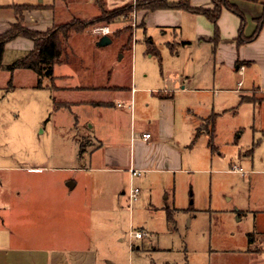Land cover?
I'll return each mask as SVG.
<instances>
[{"label": "rangeland", "instance_id": "obj_1", "mask_svg": "<svg viewBox=\"0 0 264 264\" xmlns=\"http://www.w3.org/2000/svg\"><path fill=\"white\" fill-rule=\"evenodd\" d=\"M104 1L0 0V5L53 3L55 23L52 27L74 20L89 24L85 31L90 35L82 32L70 39L63 58L57 64L61 68L56 66L54 69L56 75H62L65 69H74L87 74L88 81L102 84L113 77L126 80V72L134 68L135 64L138 77L148 75L152 79L153 76L156 77V82L165 80L167 87L173 88L176 74L178 77L181 73L193 74L198 69L190 62L193 49L184 50L178 44L190 36L188 21L183 19L182 26L177 24L179 29L172 36V29L160 28L162 25H169L162 24L170 16L167 13L169 11L158 14L155 11L144 18L145 0H133L129 3L120 0L124 5L114 9L106 8ZM228 1L232 4L231 0ZM125 7L128 8L124 10ZM187 14L191 16L190 13ZM37 23L43 26L46 22L40 17ZM116 31L124 39L129 33H133L131 53L119 50L122 40L113 38ZM102 36H108L111 44L98 48L96 42ZM148 41L152 42L158 56L148 53ZM168 45H172V51L168 49ZM15 55L14 51L9 50L4 62L12 63ZM63 65H66L64 69ZM213 70L217 68L210 66L207 71V86L203 88L213 90L215 95L210 93L187 97L193 102L194 108L190 109L188 116L186 114L189 129L186 132L187 138L190 133L192 136L189 138V148L184 154V160L191 163L190 169L216 171L227 170L235 165L246 173L250 161H245L244 159H249L245 156L248 153L251 155L250 149L260 135L253 138L250 116H245L240 111L238 102L228 106L233 99L228 102L225 98L234 97L221 93V89L227 88L223 79L221 85L217 86L219 76L216 77V85L210 86L214 77ZM3 73L0 74V199H20L24 196L37 200L53 196L64 197L65 202H68V198L75 200V197L88 199L89 190L83 183L84 178L78 177L73 170L29 171L38 166L75 168L74 154L77 150L87 152L94 145L88 126L83 122H76L72 106L65 107L64 110L52 98L57 82L51 84L45 81L46 86L42 89L41 85L37 87L35 76L31 79L26 75L16 77L20 84L14 88V81L4 77ZM178 77L176 79L180 81ZM213 101L216 107L213 109L214 114H211ZM225 108L228 109V114L222 113ZM198 116L204 117V120H198ZM233 123H236L239 132L232 130ZM212 127L214 133H211ZM73 179L77 186L74 190H69L65 185L73 182ZM247 180L248 176L245 174L188 172L179 179L176 178L172 184L168 183L170 186L156 181V187L148 190L137 183L140 182L137 177L133 186L140 190V194L132 205L131 212L127 208L125 197L113 204L115 210L110 217L111 221L101 219L99 210L96 212L98 218L91 229L96 230L92 236L101 232L92 238L97 240L101 263L264 264V253L261 254L260 248L252 249L249 257L253 260L244 253L246 233L254 232L255 229L252 219L238 222L234 213L223 215L222 212L225 209L231 210L235 201L247 202L244 195ZM232 187L235 188L234 191L231 190ZM249 196L251 205L255 200H263V186ZM228 197L233 200L226 201ZM34 203L38 205L37 201ZM136 231H143L146 237L130 242L129 233ZM226 250L230 252H225Z\"/></svg>", "mask_w": 264, "mask_h": 264}, {"label": "crops", "instance_id": "obj_2", "mask_svg": "<svg viewBox=\"0 0 264 264\" xmlns=\"http://www.w3.org/2000/svg\"><path fill=\"white\" fill-rule=\"evenodd\" d=\"M131 1L133 0H126V3ZM188 1H191L193 7L210 8L211 5L210 0ZM104 2L108 9L124 5L120 0ZM231 3L243 14L245 18L243 37L249 38L256 29L255 20L264 11V1L231 0ZM41 5L49 6L50 9L26 12L24 19L32 29L43 32L55 23V12L53 3ZM9 7L0 5V34L16 22ZM164 11H169L167 13H170V16L167 19L170 21L166 19L162 24L169 25H162L160 28L172 29V36H175L176 30L179 29L177 24L182 26L183 19L188 21L190 36L178 44H185L181 46L184 50L193 49L194 54L190 62L198 67L193 74L181 73L179 77L176 74L173 88L167 87L165 80L156 82V77L153 76L152 79L148 75L138 77L135 64L134 68L126 72V80L113 77L110 81L108 79L98 84L88 81L87 74L74 69H65V73L56 75L55 67L61 68L57 64L53 68L52 80H41L42 89L46 86L45 81L57 82L52 98L64 110L65 107L72 106L75 110L73 118L76 122H83L88 126L94 145L81 155L77 150L74 154L76 165L73 169L38 166L30 168L29 171L73 170L78 177L84 178L83 183L89 190L88 199L68 198V202H65L64 197L55 196L40 200L26 196L20 199L17 197L0 199V264H102L97 252V240L92 239L101 232L92 236L96 230L91 227L94 228L97 221V210L101 213V219L111 221L110 217L115 210L113 204L124 197L127 202L129 188L137 179L131 177L129 173L131 169L141 172L140 182L137 183L148 190L156 187V181L168 186L188 172L210 171L241 176L231 171L235 165L227 170L206 171L190 169L191 163L184 160V154L189 148V138L192 136L190 133V137L187 138L186 132L189 129L186 114L188 116L194 108L193 102L187 97L210 93L215 95L213 90L203 88L207 86V71L210 70V66L213 69L217 68L212 72L215 78L213 77L210 86L216 85V77L219 76L217 86L221 85L223 79L227 88L221 89V93L234 97L225 98L228 102L233 99L228 106L238 102L240 111L245 116L248 114L250 116L253 138L260 135L250 149L252 156L247 152L248 155L245 157L249 159H244L250 161L246 173H243L248 176L244 193L247 202L235 201L233 207L230 206L231 210L225 209L222 212L223 215L234 213L238 222L251 218L255 229L254 232L246 233L244 253L248 258L253 248H260L261 254L264 253V197L263 200L253 201L252 205L249 200L251 192L257 191L261 186L264 189V25L255 40L238 44L240 20L229 11L222 10L217 21V40L214 43V26L205 17L195 14L189 16L187 12L181 10H158L156 14ZM148 14L151 13L145 16ZM40 17L46 22L43 26L37 23ZM84 32L89 34L87 31ZM92 41L95 43L93 38ZM32 49V41L17 38L5 46L2 64L4 66L11 64L4 62L5 54L9 50L15 52L12 61L15 62L25 57ZM65 66L63 65L62 69ZM240 66L244 67L242 75L238 73ZM1 73L14 81L12 84L14 88L20 84L16 77L29 75L34 79L35 76L37 82V76L30 71L15 70L12 73L0 71ZM177 77L180 81L176 79ZM240 82L241 85L238 86ZM245 86L246 89H243ZM211 106V114H214L213 109L216 107L214 101ZM227 111L225 108L222 113L225 114ZM198 120H204V117L198 116ZM235 129L236 132L240 130L236 123H233L232 130ZM143 134H149L150 137L143 140ZM219 155L221 157V154ZM68 184L74 186L70 188ZM65 186L69 190H74L77 182L73 179V182H68ZM234 189L231 188L232 191ZM232 200V197L226 198V201ZM35 201L38 202L37 206ZM127 208L131 212L132 207H128V202ZM133 240L135 239H131L130 242ZM106 264L111 263L107 261Z\"/></svg>", "mask_w": 264, "mask_h": 264}, {"label": "trees", "instance_id": "obj_3", "mask_svg": "<svg viewBox=\"0 0 264 264\" xmlns=\"http://www.w3.org/2000/svg\"><path fill=\"white\" fill-rule=\"evenodd\" d=\"M144 16L147 13H152L158 10H181L190 14L201 15L205 17L215 29L213 42L217 40V21L220 17L222 10H227L237 16L240 20V27L238 30L237 43L244 44L250 43L257 38L263 25H264V12L255 20L256 29L252 36L249 38L243 37V30L245 27V18L240 10L228 0H210V8L193 7L188 0H176L170 2L167 0H145ZM13 11L15 23L11 27L0 34V71H7L12 73L15 70L30 71L37 76V87L41 84L42 79L53 78L54 65L59 64L63 58L69 41L74 34H80L88 28V23L80 22L78 20L57 25L46 31H37L25 22L24 13L38 10L50 9L44 5H17L10 6ZM128 7H125L127 9ZM121 11V10H119ZM120 32H114L113 38L122 40L120 44L121 52H130L133 44V33H129L124 39L120 36ZM17 38L27 39L33 42V49L23 58L12 62L10 65L4 66L2 64V57L5 46ZM149 50L151 55L158 56V52L153 47L151 41H148ZM180 46L185 44L181 43ZM172 51V45H168V49ZM243 101V99H242ZM211 133H214L213 127ZM82 151L79 150V155Z\"/></svg>", "mask_w": 264, "mask_h": 264}, {"label": "built area", "instance_id": "obj_4", "mask_svg": "<svg viewBox=\"0 0 264 264\" xmlns=\"http://www.w3.org/2000/svg\"><path fill=\"white\" fill-rule=\"evenodd\" d=\"M104 32V30H102ZM244 70V67L240 66L238 68V73L240 75H242V72ZM241 85V82L238 84V86ZM150 137L149 134H143L142 135V139L143 140H147ZM231 171L234 173H239V174H243V171L241 170V168H237L236 166H233L231 168ZM129 173L131 175L132 178H136L139 177L141 175V172L139 170H129ZM140 194V190L134 186H130L128 194H127V202H128V207L131 208L132 205L137 201L138 196ZM146 237V233H144L143 231H136V232H130L129 233V238L131 239H135V240H141L143 238Z\"/></svg>", "mask_w": 264, "mask_h": 264}, {"label": "water", "instance_id": "obj_5", "mask_svg": "<svg viewBox=\"0 0 264 264\" xmlns=\"http://www.w3.org/2000/svg\"><path fill=\"white\" fill-rule=\"evenodd\" d=\"M111 44V39L108 36H102L97 42H96V46L98 48H104L108 45ZM68 186L70 188H72L74 185L73 184H68Z\"/></svg>", "mask_w": 264, "mask_h": 264}]
</instances>
